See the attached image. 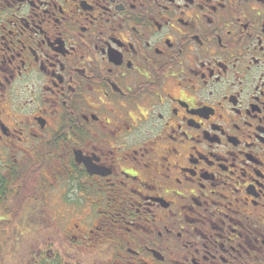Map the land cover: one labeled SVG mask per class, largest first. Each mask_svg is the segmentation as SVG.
<instances>
[{
  "label": "flooded vegetation",
  "instance_id": "1",
  "mask_svg": "<svg viewBox=\"0 0 264 264\" xmlns=\"http://www.w3.org/2000/svg\"><path fill=\"white\" fill-rule=\"evenodd\" d=\"M0 264H264V0H0Z\"/></svg>",
  "mask_w": 264,
  "mask_h": 264
}]
</instances>
